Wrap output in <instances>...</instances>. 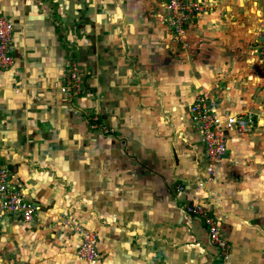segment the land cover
Returning <instances> with one entry per match:
<instances>
[{
  "label": "crops",
  "instance_id": "crops-1",
  "mask_svg": "<svg viewBox=\"0 0 264 264\" xmlns=\"http://www.w3.org/2000/svg\"><path fill=\"white\" fill-rule=\"evenodd\" d=\"M154 1L0 0L13 26L0 160L40 207L30 222L3 218L0 264H264V58L223 30L219 6L233 0H196L208 6L188 32L200 51L175 44ZM262 8L246 24L252 43ZM209 90L221 115L260 124L231 129L212 166L189 114ZM205 216L217 218L226 257ZM85 232L96 236L91 263L77 255Z\"/></svg>",
  "mask_w": 264,
  "mask_h": 264
},
{
  "label": "built area",
  "instance_id": "built-area-1",
  "mask_svg": "<svg viewBox=\"0 0 264 264\" xmlns=\"http://www.w3.org/2000/svg\"><path fill=\"white\" fill-rule=\"evenodd\" d=\"M163 7L167 11L164 18L168 30L173 36L181 39L185 36V30L195 24L199 15L203 12L201 4L195 0H163ZM13 26L11 20L0 15V68L6 69L13 64L11 52V34ZM254 51L264 58V34L255 40ZM70 68H74L71 63ZM69 89L73 93L75 75L72 71L68 76ZM220 101L209 92H203L196 96L189 107L190 121L199 134L204 147V156L211 166L222 160L227 148L228 132L237 129L248 132L254 125H259L252 114H232L230 112L221 115L219 113ZM89 123L93 128L103 129L98 118L92 116ZM39 206L30 201L26 195L13 186L10 182V174L7 167L0 160V224L7 215L20 216L24 221L30 222L39 210ZM186 211L193 215H202L199 207L188 206ZM209 242L214 245L222 257L227 256L228 245L220 233L217 218L205 216ZM96 236L93 232H85L78 247L79 258L91 263L97 257Z\"/></svg>",
  "mask_w": 264,
  "mask_h": 264
},
{
  "label": "rangeland",
  "instance_id": "rangeland-1",
  "mask_svg": "<svg viewBox=\"0 0 264 264\" xmlns=\"http://www.w3.org/2000/svg\"><path fill=\"white\" fill-rule=\"evenodd\" d=\"M163 0H155L154 2L157 4V2H161ZM196 1V0H195ZM235 2V4L231 3L230 5H227L226 3H223L219 6V12L222 14V23H223V27L225 31H228L230 36H232L233 38H238L239 36L241 37V39L239 38L238 40H234L233 42L237 43L238 41H243L244 42V46L247 47H251L253 50V44L252 43V36H254V33L251 29H249L248 25H246L249 21H254L256 23H258L257 21L260 19V16H262V14L260 13V10H262L263 5H264V0H233ZM198 2V1H197ZM201 4V3H200ZM263 4V5H262ZM201 6L203 7V12L208 10V6L207 5H203L201 4ZM157 8H159L160 15H161V20L165 24V20L164 18L167 15V11L164 7H161L157 4L156 6ZM261 14V15H260ZM257 29L259 30L261 25L257 24ZM192 28V29H191ZM197 28V27H196ZM193 28V25L190 28H187L185 31V36H183L181 39H177L173 36V32H171V36H172V40L175 42V44L177 46H179V48L181 50L184 51V49L187 50H201L199 45L201 44V39H199L198 41L195 40H189V30H191V32L196 29ZM222 33H226V32H222ZM191 34V33H190ZM234 34V35H233ZM237 36V37H236ZM203 43V42H202ZM187 58V56H184V58ZM191 58V57H190ZM74 64V68L71 69L69 67L68 71H67V75L69 74L70 71H72L75 75V79H74V84L76 85L75 87V94H81L83 91V88L79 85L78 82V78L76 75V71H75V62ZM214 92V93H213ZM209 93L212 94L213 96H215L216 98H218L219 101H221V95L218 96V93L216 91H210ZM221 97V98H220ZM252 116L254 117L253 113ZM257 117V116H256ZM255 117V120H256ZM258 121V119H257ZM263 124V123H262ZM79 247V246H78ZM78 251V249H77ZM78 255V253H77ZM79 257V256H78Z\"/></svg>",
  "mask_w": 264,
  "mask_h": 264
}]
</instances>
